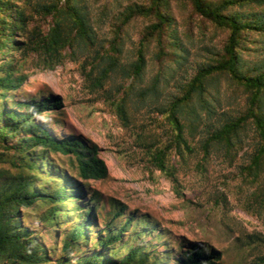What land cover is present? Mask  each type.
<instances>
[{
  "label": "rangeland",
  "instance_id": "374dc122",
  "mask_svg": "<svg viewBox=\"0 0 264 264\" xmlns=\"http://www.w3.org/2000/svg\"><path fill=\"white\" fill-rule=\"evenodd\" d=\"M14 1L23 6L27 18L23 29L12 35L14 44L5 41L0 47V78L10 73L11 78L23 79L15 88L0 86V111L11 108L28 112L26 102L60 97L62 108L48 109L33 122L46 126L58 137L76 136L95 145L108 169L104 179L81 180L76 176L73 156L33 151L35 168L30 176L36 188L52 193L65 187L63 173H68L74 183H67V193L70 187H77L83 197L66 202L69 215L58 222L48 220L55 209L49 201H39L26 210V224L45 248L46 264L59 260L81 264L82 257L97 245L100 230L106 225L115 230L125 222V216L112 220L122 204L135 219L121 242L107 247L108 255L119 258L129 248L143 246L150 256L148 264H176L192 245L199 244L208 252L219 251L221 264H264V207L254 197L264 171L256 178L248 169L259 142L252 122L244 124L230 148L213 144L204 157L202 147L209 127L245 112L248 92L227 73L210 75L202 102L198 103L196 97L191 102L199 115L196 128L191 131L187 119H181L190 149L176 144L167 112L160 111L182 95L198 69L220 59L227 30L201 22L192 14L190 0H166V11L171 16L167 31L179 39L177 46L185 58L178 63L160 59L156 42L151 41L145 49V71L138 79L129 74L130 63L136 58L144 28L153 20L140 16L120 31L117 27L126 7L146 4V0H82L89 10L95 41L88 49L74 47V52L67 46L61 61L50 68L32 49V43L52 23V15L41 7L54 2L63 5L66 0ZM234 10L264 12V7L244 5ZM4 34L11 37L9 31ZM114 37L120 42V53L115 65H107L106 55L112 52ZM240 56L247 72L260 66L264 62V34H244ZM103 65L107 73L99 82ZM157 75L161 81L158 96H153L148 89ZM121 103L126 118L118 111ZM23 135L20 132L16 139ZM158 151L160 159L156 158ZM0 152L5 153L0 167L10 168L15 158L20 163L2 143ZM89 209L94 217L86 226L87 240L64 247L74 227L85 221Z\"/></svg>",
  "mask_w": 264,
  "mask_h": 264
},
{
  "label": "trees",
  "instance_id": "16d2710c",
  "mask_svg": "<svg viewBox=\"0 0 264 264\" xmlns=\"http://www.w3.org/2000/svg\"><path fill=\"white\" fill-rule=\"evenodd\" d=\"M190 3L193 15L199 16L201 22L206 21L223 27L227 30L228 37L220 59L215 64H208L198 69L182 95L169 103V110L160 109V111L167 112L175 130L176 144L190 149L184 137V123L181 119H187L193 131L198 124L199 115L191 102L195 97L198 98V103L202 102L206 88L205 81L210 75L227 73L233 82L248 92L247 107L239 116L220 123L219 126L208 128L202 144L205 151L204 157L207 156L209 147L213 144H224L230 148L233 138L238 137L239 130L247 121H251L259 142L248 169L253 170L254 176L258 178L264 171V62L247 72L243 69L240 48L244 34L253 31L264 34V12L240 13L234 8L244 5L264 7V0H190ZM84 4L82 0H66L63 5L54 2L41 7L46 13L52 15V23L46 33L39 34L34 39L32 49L42 57L46 67L52 68L58 64L64 56L62 51L67 46L74 52V47L88 49L93 45L95 32L90 24L89 10ZM25 11L23 6L14 0H0V47L5 41L14 44L12 35L16 30L23 29L27 18ZM140 16L150 17L153 21L147 29L144 28L136 50V58L130 63L129 74H133L138 79L145 71V49L151 41L156 42V53L160 59L166 58L178 63L185 58L182 50L177 46L179 39L172 37V34L167 31L171 24V16L166 11V0H146V4L129 5L119 19L118 30L120 31L132 19ZM7 31L11 32V37L4 34ZM172 32L176 31L172 30ZM117 37H114V42L111 43L112 52L106 55L107 65L117 63V54L120 53V42ZM102 62L101 59L99 65ZM106 73L107 70L103 65L100 68L99 82ZM22 79L23 76L11 78L10 73H7L0 78V86L4 89L15 88ZM160 81V76L157 75L148 89L153 96H158L156 93ZM24 104L30 108L28 112L11 108L0 111V143L5 145L6 151L12 150L13 154L20 159L18 164L15 162L17 158L11 161L10 168L0 167V264H46L48 260L45 248L26 224L28 219L25 217L26 210L33 208L39 201H49L55 209L48 220L58 222L59 218L65 219L69 215L70 210L64 207L66 202L74 198L83 199L77 187H70V193H67L69 191L67 183L70 185L74 183V177L68 173H63V183L66 186L52 193L35 187L30 176L35 168V161L32 158L35 149L73 156L77 167L76 176L81 180L104 179L108 175L106 163L98 155L95 145L76 136L58 137L46 126L33 122L37 115L48 109L62 108L63 103L60 97L51 96L38 103ZM118 106L119 113L125 117L122 103ZM20 132L24 135L16 139V135ZM160 153V151L157 152V159H160ZM4 155V152H0V161H3ZM159 168L164 170L163 165ZM254 197L264 207V177ZM116 209L117 211L112 214V220L125 216V222L115 230H109V225H106V229L100 230L102 234L97 239V245L90 254L82 257L81 264H148L150 256L147 248L143 246L129 248L127 253L119 258L107 254L109 250L107 247L112 248L120 243L122 235L128 232L127 226L135 219V216L128 211L127 205L122 204ZM92 213V209H89L85 221L74 227L65 240L64 247L70 242L87 240L86 226L93 221ZM103 232L106 233L103 234ZM96 247L103 249L98 251L95 250ZM220 259L219 251L208 252L199 244H195L185 252L183 258L177 259L176 264H221ZM53 264H63V262L59 260ZM153 264L162 263L154 262Z\"/></svg>",
  "mask_w": 264,
  "mask_h": 264
}]
</instances>
